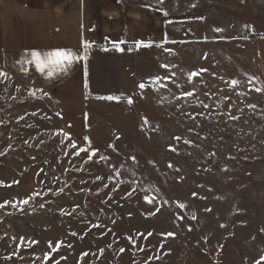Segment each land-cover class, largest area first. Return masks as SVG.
Instances as JSON below:
<instances>
[{
    "label": "rangeland",
    "instance_id": "374dc122",
    "mask_svg": "<svg viewBox=\"0 0 264 264\" xmlns=\"http://www.w3.org/2000/svg\"><path fill=\"white\" fill-rule=\"evenodd\" d=\"M119 1L167 42L89 50L83 99L0 63V264H256L264 0Z\"/></svg>",
    "mask_w": 264,
    "mask_h": 264
},
{
    "label": "crops",
    "instance_id": "0c3cea01",
    "mask_svg": "<svg viewBox=\"0 0 264 264\" xmlns=\"http://www.w3.org/2000/svg\"><path fill=\"white\" fill-rule=\"evenodd\" d=\"M163 16L119 0H0V63L15 81L46 92H74L84 96V62L48 75L34 64L22 65L23 54L72 49L83 52V42L99 47L113 43L136 45L165 41ZM88 50V51H89ZM26 67L27 71H21Z\"/></svg>",
    "mask_w": 264,
    "mask_h": 264
},
{
    "label": "snow or ice",
    "instance_id": "6c2138e0",
    "mask_svg": "<svg viewBox=\"0 0 264 264\" xmlns=\"http://www.w3.org/2000/svg\"><path fill=\"white\" fill-rule=\"evenodd\" d=\"M161 3H163V0H161ZM165 16L168 15L167 12L164 13ZM214 31L216 32H222L223 29L220 28H216L214 29ZM165 42H167V38L165 40ZM172 43H177V41L173 40L171 41ZM126 43V41L121 40L119 43H113V48H115L118 51H123L124 49L120 47L121 44ZM93 45H91L90 43H88L87 41L83 42V52L81 54H77V52H75L72 49H57V50H52V51H47V52H39V51H31V52H26L23 54V58L20 60V63L22 65H30V64H34L35 68L40 71L41 73H43L45 71V69H48V75L51 76L53 75L54 70H59V71H66L68 68H70L74 63L79 62V61H83L85 63V74H87V61L89 59V52L88 50L92 47ZM151 47V43L149 44H145L143 41H137L136 42V47ZM107 50V49H105ZM166 51H168V49H165ZM162 67L167 68L168 65H162ZM21 71L26 72L27 69L26 67H22ZM207 69H200L199 73L198 72H192L189 74V81H191V79L193 77L198 76L200 73L206 72ZM172 75L174 76L175 73H172ZM0 77H7V73L0 71ZM160 77L157 76L155 78H153L152 82L153 83H157L159 82ZM232 85L235 86L237 85L239 82L237 80H232L231 81ZM138 87L143 90L145 89L146 85L144 83H140L138 85ZM255 91L257 92H261L264 91V88L261 87H257L255 88ZM184 97H190L193 96V92H186L183 93ZM103 99H107V100H119V97H113V96H108V97H104ZM128 104L131 105L133 103L132 98H128L127 100ZM205 107H207V105H205ZM233 119H238V117H233ZM177 140L180 139V137H176ZM186 143H188V141H186ZM74 146V145H73ZM173 151H175V149H172ZM80 151H86L85 149H81ZM93 155H95V153H93ZM92 157L89 156V159H91ZM171 167V165H169ZM99 179V177H98ZM195 195V193L193 194ZM20 204L23 205H27L29 203L28 199H24L22 201L19 202ZM8 204V201H5L3 204H0V208H4L5 205ZM13 207H16V204L12 205ZM43 206V205H41ZM181 207H184V205H181ZM223 227V225H222ZM149 235H151V233H149ZM171 235V234H169ZM123 251V249L121 250ZM261 261H264V256H261L259 260L256 261V264H261Z\"/></svg>",
    "mask_w": 264,
    "mask_h": 264
}]
</instances>
